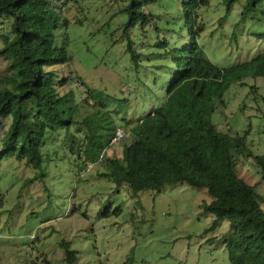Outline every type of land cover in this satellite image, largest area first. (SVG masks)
Segmentation results:
<instances>
[{
    "label": "rangeland",
    "instance_id": "374dc122",
    "mask_svg": "<svg viewBox=\"0 0 264 264\" xmlns=\"http://www.w3.org/2000/svg\"><path fill=\"white\" fill-rule=\"evenodd\" d=\"M177 1L149 4L160 36H166L170 45L187 40ZM208 1L198 10L206 20L199 37L213 63L228 66L264 50V2L235 26L242 0L232 5L222 24L218 19L225 14L223 0ZM55 3L62 17L69 19L67 26L57 30V41H63L65 32L70 58L60 69L70 74L68 88L77 100L88 91L80 75L96 94L115 95L110 103V107L119 109L117 117L113 113L115 120L137 118L163 101L171 75L155 65H171L172 61L162 57L160 49L148 45L142 48V69H134L124 42L116 40L124 19L121 0ZM152 29L150 24L144 41H154ZM245 81L246 85H229L224 102L218 103L212 117L220 129L230 127L232 133H242L250 123L246 140L256 154L264 152V99H253L248 84L256 85L264 97V76H248ZM88 110L81 108L80 114ZM9 122L0 116V145ZM125 128L127 135L110 146L109 155L121 157L122 146L133 140L134 134L128 126ZM65 142L63 129L48 132L40 168L24 166L15 159L0 164V199L4 197L0 200L2 264H30L36 256L65 264L62 240L76 249L75 264H120L128 256L130 264H230L221 242L229 222L224 218L214 229H207L215 215L203 209L202 203L210 199L205 188L175 181L165 183L159 191L145 189L133 194L127 185H116L109 177L98 175L97 164H87L78 171L75 156L62 146ZM240 167L250 181L259 180L260 171L251 156ZM40 170L44 172L42 179L23 185L26 176ZM260 192L264 191L260 188ZM115 207L120 208L118 213L112 212Z\"/></svg>",
    "mask_w": 264,
    "mask_h": 264
},
{
    "label": "trees",
    "instance_id": "16d2710c",
    "mask_svg": "<svg viewBox=\"0 0 264 264\" xmlns=\"http://www.w3.org/2000/svg\"><path fill=\"white\" fill-rule=\"evenodd\" d=\"M154 1L121 0L124 19L116 40L124 42L136 71L142 69V48L148 45L172 61L171 65H155L171 75L165 97L137 118L115 120L113 113L117 117L119 109L110 107L115 95L96 94L80 75L87 85L86 96L77 100L68 88L70 74L60 69L70 58L67 36L64 32L59 43L57 30L67 26L69 19L62 17L55 0H0V116L10 120L1 137L0 164L15 159L24 166L40 168L48 132L63 129L66 142L62 146L75 156L78 171L89 162L97 164L98 175L109 177L116 185H127L133 194L145 189L159 191L165 183L175 181L205 188L210 199L202 203L203 209L215 215L207 229H214L224 218L229 222L221 242L230 264H264V192H260V188L264 191V152L252 153L247 144L250 123L242 133H232L230 127L220 129L212 117L231 83L246 85V77L264 76V50L228 66L213 63L199 37L206 20L198 10L208 0L177 1L187 40L170 45L154 23L149 8ZM236 1L223 0L225 14L219 24ZM242 2L235 26L264 0ZM150 24L155 39L144 41ZM248 85L253 99H264L256 85ZM81 108L89 110L81 115ZM118 126H128L134 134L133 140L122 146L121 157L108 153ZM105 148L107 152L98 159ZM249 156L260 171L257 182L241 172L240 164ZM43 177L40 170L26 176L23 185ZM119 211L118 207L112 210ZM61 246L65 264H75L76 249L66 240ZM130 258L120 264H130ZM30 264L61 263L36 256Z\"/></svg>",
    "mask_w": 264,
    "mask_h": 264
},
{
    "label": "built area",
    "instance_id": "2783aa9c",
    "mask_svg": "<svg viewBox=\"0 0 264 264\" xmlns=\"http://www.w3.org/2000/svg\"><path fill=\"white\" fill-rule=\"evenodd\" d=\"M127 135V130L124 127L118 126L113 135L110 138V145H113L115 142L119 141L120 139L124 138ZM107 152V149H102V151L99 154L98 159H101V157L104 155V153ZM89 167H92V163H87Z\"/></svg>",
    "mask_w": 264,
    "mask_h": 264
},
{
    "label": "clouds",
    "instance_id": "9594fccd",
    "mask_svg": "<svg viewBox=\"0 0 264 264\" xmlns=\"http://www.w3.org/2000/svg\"><path fill=\"white\" fill-rule=\"evenodd\" d=\"M128 131V130H127ZM111 146V145H110Z\"/></svg>",
    "mask_w": 264,
    "mask_h": 264
}]
</instances>
